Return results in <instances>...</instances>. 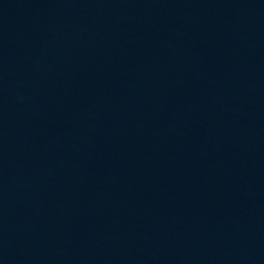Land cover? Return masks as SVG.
<instances>
[{"label": "water", "instance_id": "1", "mask_svg": "<svg viewBox=\"0 0 264 264\" xmlns=\"http://www.w3.org/2000/svg\"><path fill=\"white\" fill-rule=\"evenodd\" d=\"M0 264H264V0H0Z\"/></svg>", "mask_w": 264, "mask_h": 264}]
</instances>
